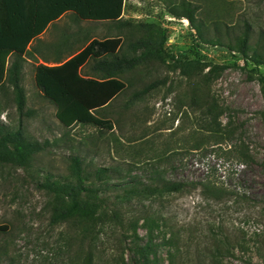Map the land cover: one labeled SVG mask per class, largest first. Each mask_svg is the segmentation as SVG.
Instances as JSON below:
<instances>
[{"label": "rangeland", "instance_id": "obj_1", "mask_svg": "<svg viewBox=\"0 0 264 264\" xmlns=\"http://www.w3.org/2000/svg\"><path fill=\"white\" fill-rule=\"evenodd\" d=\"M187 10L192 21L178 16ZM123 12L132 24L126 46L159 33L168 53L202 62L196 72L210 77L215 129H204L212 116L189 103L197 91L167 57L146 58L119 75L125 89L96 111L111 129L63 126L55 105L25 73L24 115L19 116L12 91H0V126L20 128L41 150L27 167L0 163V225L6 227L0 232V264H141L136 250L148 242L147 264H264V80L234 67L243 64L240 53L217 44L212 26L213 21L225 23L240 33L248 23L250 53L257 48L264 60V0H125ZM150 22L154 27H148ZM75 23L86 28L109 24ZM84 45L77 43L73 51ZM218 65L227 67L212 68ZM253 66L249 62L247 68ZM259 72L264 75V65ZM69 155L81 156L89 168L113 172L99 186L109 187L108 208H119L123 226L99 216L92 234L82 232L81 223L50 222L51 196L42 185L73 181ZM162 179L185 187L130 203L115 199L126 186ZM201 182L232 194L208 199ZM143 215L154 216L156 223ZM131 218H139L134 231L126 223Z\"/></svg>", "mask_w": 264, "mask_h": 264}, {"label": "trees", "instance_id": "obj_2", "mask_svg": "<svg viewBox=\"0 0 264 264\" xmlns=\"http://www.w3.org/2000/svg\"><path fill=\"white\" fill-rule=\"evenodd\" d=\"M125 0H61L62 13L71 10L80 20L91 22H108L118 28L125 30L124 37L131 36V22L122 17ZM191 10L178 13L191 19ZM205 25V24H204ZM212 26L215 32V42L224 46L229 51L235 50L240 53L243 64H234L236 68L258 74L259 80H264V75L259 72V66L264 65L262 52L257 48L250 53V26L244 23L240 33H237L236 26H229L225 23L217 24L213 21ZM149 28L154 27L150 22ZM151 32V29L149 30ZM225 39V45L222 42ZM165 36L159 33L155 36H142L135 41L126 43L118 36H105L102 39H93L87 43L83 49L71 56L65 62L56 66L39 65L35 70V86L43 97L50 100L55 105V117L65 127H71L74 124H92L103 129H111V122L107 118L100 117L96 111L106 108L126 87L125 81L119 76L132 68L136 62L146 58L165 59L171 61L173 67L188 78L189 85L197 91V94L190 96L189 103L200 109L208 111L211 120L205 122V126L211 133L215 128L212 125L216 123L215 103L209 92V75L197 73L199 65L202 63L196 58L178 57L168 53L163 47ZM212 41V40H211ZM129 49L130 55L126 54L125 48ZM140 49L139 52L137 50ZM19 55L22 49L14 50ZM7 50L0 55V89L6 83L12 86V95H14L16 108L19 116L24 115L26 105L25 90L21 84L18 75L19 63L14 61L6 68ZM93 60V69L97 76H84L80 68L88 60ZM249 62L253 63L252 68H247ZM206 64V63H204ZM227 66L218 65L212 68L222 69ZM211 68V69H212ZM213 70V69H212ZM5 71L9 72L7 80L2 77ZM155 83L150 84L153 87ZM216 127V126H215ZM223 135V134H222ZM222 137V136H221ZM41 150L37 142L25 138L20 128L14 131L6 130L0 126V163L11 164L18 167L30 166L34 155ZM240 156L247 155L241 153ZM68 173L73 181L64 183H46L42 186L46 188L51 196L50 199V222L81 223L85 229L82 232L94 234L97 227L95 222L99 216L105 221L114 222L123 226L124 218L119 212V208H108L109 187L99 186V183L109 180L113 172L109 168L96 166L89 168L85 160L79 155H69ZM201 193L208 199L219 201L222 197H228L232 194L223 186H216L212 183H199ZM196 186L193 184L192 187ZM185 184L180 181L162 179L150 184H133L121 189L115 199H123V202L130 203L133 199L162 197L164 194L179 192L184 189ZM108 210V211H107ZM154 215V214H153ZM152 223H156L154 216H140ZM139 218L126 220L127 227L131 230L136 229ZM91 222V223H90ZM93 224L92 228L88 224ZM6 227L0 225V232ZM151 250L148 242L143 246L137 247V255L142 258L141 264H147V253Z\"/></svg>", "mask_w": 264, "mask_h": 264}, {"label": "crops", "instance_id": "obj_3", "mask_svg": "<svg viewBox=\"0 0 264 264\" xmlns=\"http://www.w3.org/2000/svg\"><path fill=\"white\" fill-rule=\"evenodd\" d=\"M76 19L71 10L62 13L61 0H0V55L7 50L6 68L17 61L20 79L27 73L28 79L34 82L37 66L59 65L95 38L118 36L125 40L123 28L108 22H104L107 26L80 27L75 23ZM99 32L103 34L102 37H97ZM82 42L85 45L73 51L76 44ZM18 49L23 50L20 55L14 51ZM93 64L91 59L85 62L80 68L81 73L87 77L97 76ZM8 77L9 72L5 71L2 79L6 81ZM0 91L4 95L12 91V86L6 83Z\"/></svg>", "mask_w": 264, "mask_h": 264}]
</instances>
